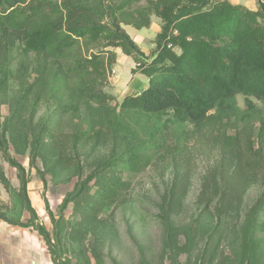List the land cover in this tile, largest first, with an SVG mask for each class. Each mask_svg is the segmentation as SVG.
Here are the masks:
<instances>
[{
	"label": "trees",
	"instance_id": "1",
	"mask_svg": "<svg viewBox=\"0 0 264 264\" xmlns=\"http://www.w3.org/2000/svg\"><path fill=\"white\" fill-rule=\"evenodd\" d=\"M136 1L0 0V95L9 92L15 52L21 50V56H33L36 65L28 63L21 69L31 72L33 81L21 89L17 110L30 106L35 111L42 101L50 105L58 100L56 109L40 126L35 149L59 145V139L66 135L54 126L61 124V113L67 110L74 113L72 118L87 121V127L77 125L69 135L74 149L90 148L89 155L108 149L92 164L87 182L64 201L63 209L74 202L78 209L96 215L126 186L125 173H137L163 156L174 158L179 150L183 154L181 140L208 125L226 127V121L239 117L240 95L246 99V113L262 114L260 149L256 151L261 155L264 111L250 98L264 102V2L258 0L257 10H251L230 0H146L145 6L135 9V21L128 24L143 30L151 26L152 15L162 21L156 54L149 59L122 27L128 8ZM100 46L120 49L138 65L134 73L150 80L139 95L126 97L118 112L109 105L114 98L100 90L108 83L117 54L114 51L111 55L115 61L111 67L99 51L89 52L91 47ZM32 93L35 97L30 102L28 95ZM8 162L22 176L21 192L35 224L38 214L28 196L26 170L9 157ZM240 164V159L229 160V168L234 166L237 176H241ZM2 179L11 192L3 175ZM91 181L94 192L89 187ZM0 219L24 228L34 226L10 221L5 215ZM52 220L56 224L54 217ZM37 231L46 239L42 227L37 226ZM257 231L256 222L242 232L248 239L241 253L248 254V259L260 254L252 245ZM224 234H220L221 239Z\"/></svg>",
	"mask_w": 264,
	"mask_h": 264
},
{
	"label": "rangeland",
	"instance_id": "2",
	"mask_svg": "<svg viewBox=\"0 0 264 264\" xmlns=\"http://www.w3.org/2000/svg\"><path fill=\"white\" fill-rule=\"evenodd\" d=\"M240 1L258 8V0ZM146 4V0H137L128 8L122 27L132 39L142 38L140 46L150 59L156 54L162 21L152 15L151 26L143 30L128 24L135 21V9ZM81 49L87 55L88 50L84 46ZM93 51H99L105 64L113 67L111 55L116 50L100 46L91 47L89 52ZM14 59L9 92L0 95V216L34 226L24 228L0 219V264H242L244 259L243 264H264V145L261 155L256 153L262 114L246 113L244 96H238L239 117L226 121V127L208 125L181 140V146L185 144L183 154L179 150L175 159L163 156L137 173H125L126 186L93 215L78 209L74 202L66 209L62 206L87 182L92 164L108 149L89 155L90 148H73L69 135L77 125L87 127V121L72 118L70 110L62 112L61 124L54 126L66 135L59 139V145L35 149L40 126L56 109L58 100L50 105L42 101L35 111L30 106L17 110L21 89L33 81V74L21 69L28 63L35 66L36 59L21 56V50L15 52ZM109 73L108 83L100 90L114 98L109 105L118 112L128 95L120 89L126 78H121L114 67ZM149 84L148 77L136 75L134 88H148ZM28 96L34 101L35 93ZM250 100L264 111V102ZM173 140L170 144L174 145ZM8 157L26 170L28 196L38 214L35 224L21 192L22 176ZM233 159L241 160V176L234 166L229 168ZM93 184L89 182L92 192L96 190ZM256 222L258 231L252 245L260 254L248 259V254L241 253L248 239L242 232ZM37 226L44 229L46 239Z\"/></svg>",
	"mask_w": 264,
	"mask_h": 264
},
{
	"label": "crops",
	"instance_id": "3",
	"mask_svg": "<svg viewBox=\"0 0 264 264\" xmlns=\"http://www.w3.org/2000/svg\"><path fill=\"white\" fill-rule=\"evenodd\" d=\"M230 1L233 4H240V5H242L240 0H238V1L236 0V3L233 2V0H230ZM243 6H246V7H248L251 10H257L256 8L249 7L250 5L248 6V4L247 5H243ZM160 32H161V30H159L157 34H159ZM129 35L131 36V34H129ZM141 39L142 38H140V39H137L136 38V39H134V41L140 46V45H142V40ZM140 48L142 49L143 52H146L143 49V46L142 47L140 46ZM115 52L117 54V61H116V64L114 66V69H115L116 72L119 73L118 75H120L121 78H122V76L124 78H126L125 79L126 80V83H125V85H120L121 88L119 86H116V84H115V86L117 88L122 89L123 94L128 93V95H126L125 98L126 97H129V96H137V95H139L140 93L137 92L138 89H142V91H144L145 89H147V85H142L141 88H134V83L136 81V75H142V74H135L134 73V71L136 69L135 68V62L133 61V59L131 57H128L125 54H123V52L120 49H117Z\"/></svg>",
	"mask_w": 264,
	"mask_h": 264
},
{
	"label": "built area",
	"instance_id": "4",
	"mask_svg": "<svg viewBox=\"0 0 264 264\" xmlns=\"http://www.w3.org/2000/svg\"><path fill=\"white\" fill-rule=\"evenodd\" d=\"M33 264H36V263H33Z\"/></svg>",
	"mask_w": 264,
	"mask_h": 264
}]
</instances>
